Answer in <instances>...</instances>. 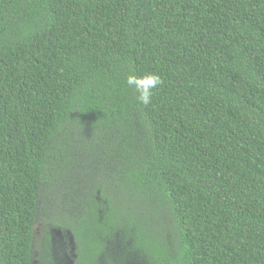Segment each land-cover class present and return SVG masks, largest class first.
<instances>
[{
	"label": "trees",
	"instance_id": "trees-1",
	"mask_svg": "<svg viewBox=\"0 0 264 264\" xmlns=\"http://www.w3.org/2000/svg\"><path fill=\"white\" fill-rule=\"evenodd\" d=\"M54 232L71 264H264V0H0V264Z\"/></svg>",
	"mask_w": 264,
	"mask_h": 264
},
{
	"label": "clouds",
	"instance_id": "clouds-1",
	"mask_svg": "<svg viewBox=\"0 0 264 264\" xmlns=\"http://www.w3.org/2000/svg\"><path fill=\"white\" fill-rule=\"evenodd\" d=\"M163 79L157 72H145L137 75L134 72L129 73L125 78V83L129 88L135 89L137 100L142 105H149L152 102L155 90L162 84Z\"/></svg>",
	"mask_w": 264,
	"mask_h": 264
},
{
	"label": "rangeland",
	"instance_id": "rangeland-1",
	"mask_svg": "<svg viewBox=\"0 0 264 264\" xmlns=\"http://www.w3.org/2000/svg\"><path fill=\"white\" fill-rule=\"evenodd\" d=\"M107 180H111V179H107ZM107 180H105L103 184L105 186V189L111 191L110 194L113 197L125 199L126 196L125 194L121 193V189L119 187L117 189H114L113 186ZM35 226L37 232L36 237L38 238L40 234L38 230L42 228L41 222L39 220H36ZM54 235L52 236V242L49 245V253L46 251L43 252L41 249L38 250L35 249V258L41 260V261L35 260L36 264H71V259L68 257V254H65L64 255L65 257H60L59 255L56 254L57 246L62 243V235L59 232H54Z\"/></svg>",
	"mask_w": 264,
	"mask_h": 264
}]
</instances>
